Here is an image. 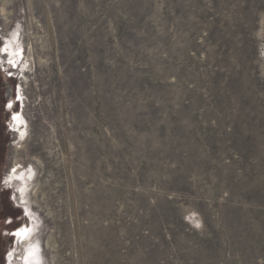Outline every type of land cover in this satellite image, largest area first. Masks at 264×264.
Here are the masks:
<instances>
[{"label":"rangeland","instance_id":"rangeland-1","mask_svg":"<svg viewBox=\"0 0 264 264\" xmlns=\"http://www.w3.org/2000/svg\"><path fill=\"white\" fill-rule=\"evenodd\" d=\"M2 42L44 264H264V0H0Z\"/></svg>","mask_w":264,"mask_h":264},{"label":"clouds","instance_id":"clouds-1","mask_svg":"<svg viewBox=\"0 0 264 264\" xmlns=\"http://www.w3.org/2000/svg\"><path fill=\"white\" fill-rule=\"evenodd\" d=\"M35 176L36 172L31 164L25 167L23 163H17L12 167L8 176L0 181L7 188L12 189L11 200L14 206L22 208L23 216L28 220L27 225H21L20 228L10 233L8 231L3 232L4 235L14 236L13 247L5 254V264H44L43 257H38L39 242L32 239L36 225L32 223L31 205L24 198L28 182L33 180ZM18 194L20 196L19 201L17 200ZM6 223H12V218H7ZM17 238H19V244L23 246L22 251L16 246Z\"/></svg>","mask_w":264,"mask_h":264},{"label":"flooded vegetation","instance_id":"flooded-vegetation-1","mask_svg":"<svg viewBox=\"0 0 264 264\" xmlns=\"http://www.w3.org/2000/svg\"><path fill=\"white\" fill-rule=\"evenodd\" d=\"M7 45H10L9 43L4 45L3 47V42H2V45L0 46V56L3 57V53H6L5 52V49L7 47ZM12 47V46H11ZM3 86V84H0V136L2 135V128H3V125H4V120H3V117H1V111L3 110L4 108V99L1 97L2 95V92H1V87ZM5 113V112H4ZM4 150V147L1 146L0 144V164L2 163V160H3V153L2 151ZM4 249H0V264H2L3 260H4Z\"/></svg>","mask_w":264,"mask_h":264},{"label":"bare ground","instance_id":"bare-ground-1","mask_svg":"<svg viewBox=\"0 0 264 264\" xmlns=\"http://www.w3.org/2000/svg\"><path fill=\"white\" fill-rule=\"evenodd\" d=\"M5 52H6V54L7 53H9V54H12V47H11V45H7V47H6V49H5ZM17 117V116H16ZM18 121H19V118L17 117L16 118V123H18ZM32 160H33V158H31ZM34 161V160H33Z\"/></svg>","mask_w":264,"mask_h":264}]
</instances>
